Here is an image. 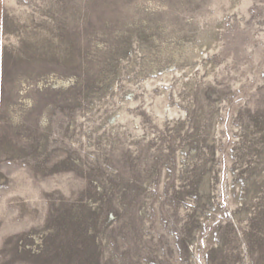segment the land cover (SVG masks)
Segmentation results:
<instances>
[{
    "label": "rangeland",
    "instance_id": "obj_1",
    "mask_svg": "<svg viewBox=\"0 0 264 264\" xmlns=\"http://www.w3.org/2000/svg\"><path fill=\"white\" fill-rule=\"evenodd\" d=\"M0 264H264V0H2Z\"/></svg>",
    "mask_w": 264,
    "mask_h": 264
},
{
    "label": "crops",
    "instance_id": "obj_2",
    "mask_svg": "<svg viewBox=\"0 0 264 264\" xmlns=\"http://www.w3.org/2000/svg\"><path fill=\"white\" fill-rule=\"evenodd\" d=\"M2 0H0V21L2 16ZM0 97H1V62H0Z\"/></svg>",
    "mask_w": 264,
    "mask_h": 264
}]
</instances>
